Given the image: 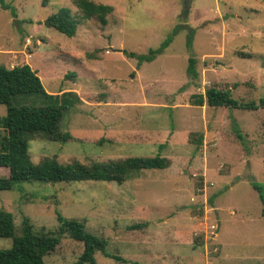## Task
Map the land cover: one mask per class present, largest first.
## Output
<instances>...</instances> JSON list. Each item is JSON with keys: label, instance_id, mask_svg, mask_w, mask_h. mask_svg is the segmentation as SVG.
<instances>
[{"label": "rangeland", "instance_id": "1", "mask_svg": "<svg viewBox=\"0 0 264 264\" xmlns=\"http://www.w3.org/2000/svg\"><path fill=\"white\" fill-rule=\"evenodd\" d=\"M93 1L113 7L105 25L82 19L71 0H0V65L29 64L48 93H67L70 103L60 130L71 138L35 136L31 160L88 164L159 154L169 165L122 183H17L0 191L15 233L25 218L37 233L55 232L60 214L125 259L95 252L99 264H264L263 204L253 187L264 196V106L194 104L213 86L239 103L264 98V0H192L187 12L183 0ZM62 7L78 21L72 37L44 25ZM170 35L151 61L138 65L125 54L146 55ZM10 245L0 238V249ZM81 251L64 234L43 259L71 264Z\"/></svg>", "mask_w": 264, "mask_h": 264}, {"label": "trees", "instance_id": "2", "mask_svg": "<svg viewBox=\"0 0 264 264\" xmlns=\"http://www.w3.org/2000/svg\"><path fill=\"white\" fill-rule=\"evenodd\" d=\"M45 1V0H44ZM78 8L82 19L96 18L101 25L108 21L113 7L96 3L93 0H71ZM15 16V15H14ZM77 20L70 9L60 8L44 20V25L53 27L60 33L72 37L76 33ZM193 32L186 40L187 49L191 51ZM172 35L166 38L156 49H149L146 55L125 52L129 57H137L138 65L151 61L170 43ZM195 60L188 58V73L194 75ZM62 95L48 93L36 71L27 63L7 68L0 65V104L5 106V115L0 116V167L8 169V176L0 177V191L11 190L17 183L40 181L59 182H117L122 183L129 174L143 169H165L169 161L159 154L153 156H130L108 161L82 163L73 161L60 163L53 157H44L34 163L29 154V142L35 136H43L51 141L66 142L71 138L68 131H61L60 124L65 111L70 106L69 100ZM228 108L256 109L264 106V98L257 103H239L232 98L228 90L216 87L208 88L204 95H197L195 103ZM258 190L263 204L264 196L261 185L253 183ZM60 224L55 232L33 230L29 219L22 221L20 233H15L14 217L10 211L0 209V238L10 239L11 245L0 249V264H45L44 256L52 253L67 234L82 243V251L71 264H99L94 254L101 252L107 257L125 262L118 255L106 251L107 240L86 230L82 222L58 214Z\"/></svg>", "mask_w": 264, "mask_h": 264}, {"label": "water", "instance_id": "3", "mask_svg": "<svg viewBox=\"0 0 264 264\" xmlns=\"http://www.w3.org/2000/svg\"><path fill=\"white\" fill-rule=\"evenodd\" d=\"M183 4H184V11L187 12L189 11L191 4H192V0H183ZM183 27L187 28L188 30H190L189 26L187 24H183Z\"/></svg>", "mask_w": 264, "mask_h": 264}]
</instances>
